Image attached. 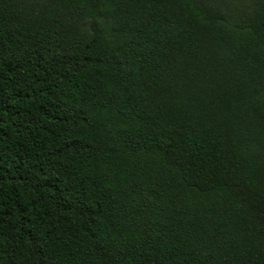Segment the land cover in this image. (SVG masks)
Instances as JSON below:
<instances>
[{
	"label": "trees",
	"instance_id": "trees-1",
	"mask_svg": "<svg viewBox=\"0 0 264 264\" xmlns=\"http://www.w3.org/2000/svg\"><path fill=\"white\" fill-rule=\"evenodd\" d=\"M0 264H264V0H0Z\"/></svg>",
	"mask_w": 264,
	"mask_h": 264
},
{
	"label": "rangeland",
	"instance_id": "rangeland-1",
	"mask_svg": "<svg viewBox=\"0 0 264 264\" xmlns=\"http://www.w3.org/2000/svg\"><path fill=\"white\" fill-rule=\"evenodd\" d=\"M231 3H241L243 2L244 0H229Z\"/></svg>",
	"mask_w": 264,
	"mask_h": 264
}]
</instances>
